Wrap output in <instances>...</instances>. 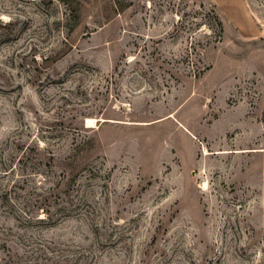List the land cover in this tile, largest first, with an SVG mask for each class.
<instances>
[{
	"label": "rangeland",
	"instance_id": "rangeland-1",
	"mask_svg": "<svg viewBox=\"0 0 264 264\" xmlns=\"http://www.w3.org/2000/svg\"><path fill=\"white\" fill-rule=\"evenodd\" d=\"M218 1L0 0V264H264V0Z\"/></svg>",
	"mask_w": 264,
	"mask_h": 264
},
{
	"label": "trees",
	"instance_id": "trees-1",
	"mask_svg": "<svg viewBox=\"0 0 264 264\" xmlns=\"http://www.w3.org/2000/svg\"><path fill=\"white\" fill-rule=\"evenodd\" d=\"M214 22L216 24V27H217V34H218V37L220 36L221 32H222V29H221V23L218 21V19H214ZM208 45V44H207ZM196 47V45L194 46Z\"/></svg>",
	"mask_w": 264,
	"mask_h": 264
},
{
	"label": "crops",
	"instance_id": "crops-1",
	"mask_svg": "<svg viewBox=\"0 0 264 264\" xmlns=\"http://www.w3.org/2000/svg\"><path fill=\"white\" fill-rule=\"evenodd\" d=\"M227 2H229L228 0H220V2L218 1L217 4L218 5H221V6H224L227 4Z\"/></svg>",
	"mask_w": 264,
	"mask_h": 264
},
{
	"label": "bare ground",
	"instance_id": "bare-ground-1",
	"mask_svg": "<svg viewBox=\"0 0 264 264\" xmlns=\"http://www.w3.org/2000/svg\"><path fill=\"white\" fill-rule=\"evenodd\" d=\"M93 123H94L93 120H91V119H88V120H87V126H89V125L91 126Z\"/></svg>",
	"mask_w": 264,
	"mask_h": 264
}]
</instances>
